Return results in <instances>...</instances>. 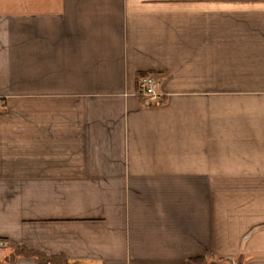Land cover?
<instances>
[{"label":"crops","instance_id":"obj_1","mask_svg":"<svg viewBox=\"0 0 264 264\" xmlns=\"http://www.w3.org/2000/svg\"><path fill=\"white\" fill-rule=\"evenodd\" d=\"M0 102V264H264V0H0Z\"/></svg>","mask_w":264,"mask_h":264},{"label":"trees","instance_id":"obj_2","mask_svg":"<svg viewBox=\"0 0 264 264\" xmlns=\"http://www.w3.org/2000/svg\"><path fill=\"white\" fill-rule=\"evenodd\" d=\"M251 234L252 232L246 237V239ZM20 255L29 256V255H34V253L24 247H18V248H15L10 259H15L16 257ZM37 256L42 264H71L68 261V259H66L63 256L47 257L44 255H39V254H37ZM211 262H219V263L227 262L229 264H245L246 260H245V256L243 253L237 259H232V258L227 259V258H220L213 253L207 252L203 256L187 259L184 262V264H210Z\"/></svg>","mask_w":264,"mask_h":264},{"label":"built area","instance_id":"obj_3","mask_svg":"<svg viewBox=\"0 0 264 264\" xmlns=\"http://www.w3.org/2000/svg\"><path fill=\"white\" fill-rule=\"evenodd\" d=\"M159 81L149 74H143L138 80V95L141 97L146 105L152 106L158 104L163 95L159 90ZM0 102V107H1Z\"/></svg>","mask_w":264,"mask_h":264}]
</instances>
